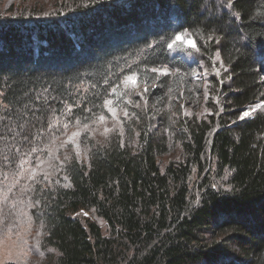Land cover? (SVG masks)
<instances>
[{
    "label": "trees",
    "instance_id": "1",
    "mask_svg": "<svg viewBox=\"0 0 264 264\" xmlns=\"http://www.w3.org/2000/svg\"><path fill=\"white\" fill-rule=\"evenodd\" d=\"M5 7L1 236L37 245L40 264H264V107L240 119L264 102V0H11ZM180 34L228 69L222 111L182 113L184 100L208 109L199 105L201 83L188 77L194 66L173 53ZM163 68L173 75L151 71ZM136 73L140 84L148 81L150 105L123 124L126 144L119 136L89 140L88 161H67L62 178L29 176L48 153L49 143L38 144L56 115L99 114L109 92ZM172 152L177 160L160 165Z\"/></svg>",
    "mask_w": 264,
    "mask_h": 264
},
{
    "label": "rangeland",
    "instance_id": "2",
    "mask_svg": "<svg viewBox=\"0 0 264 264\" xmlns=\"http://www.w3.org/2000/svg\"><path fill=\"white\" fill-rule=\"evenodd\" d=\"M10 1L5 0L4 4L0 5V13L7 12L5 6ZM183 36L185 41L191 40L188 35ZM175 48L177 50H174L173 53H176V51L182 52L185 62L188 61L187 63L194 66V70L188 74V77L191 81L194 80L201 83L203 95H201L199 105L203 103L204 107L208 109L207 113L200 112L197 110L198 107L193 108L192 106H188L184 100V102L179 104L182 113L183 110L190 113L185 117L192 119L193 117H202V114H207L208 116L216 112V110L222 111V85L228 69L220 64L221 61L217 56L211 62L203 56L201 57L199 54H196L194 52L196 51V47H188L185 43L176 41ZM262 66L264 67V59L262 60ZM151 71L156 74L167 75H173L174 73L170 69L164 68L160 71L153 69ZM262 75L261 80L264 82V73ZM132 80H135V83ZM148 93V81L140 84L138 74H130L118 90L109 92L110 98L108 101L110 103H105L99 114L85 111L83 114L86 113L85 116L89 115L88 117L82 116L76 118L72 113V109H70L71 113H68L64 117L56 115L51 122V127L40 139V144H38L42 145V142L49 143L47 149L48 156L46 155L44 158L37 160V163L29 171V176L32 177L36 174L38 179L45 176L53 178L60 176L62 178L67 161L78 160L81 163L88 161L91 152L89 140H92L95 145H101L112 137L119 136L120 142L126 144L127 133L123 124L135 117L134 109L143 106L146 107L145 110L149 111L150 100ZM121 106H128L132 111H126ZM263 107L264 102L248 106L244 108L242 114L248 112L249 115L244 118L251 117L257 110ZM166 110L170 112L171 108L167 106ZM174 115H176V112L171 114V116ZM100 117H104V119L101 120ZM72 120L75 122L72 123ZM177 157L178 153L172 152L165 156L164 159L159 160V163L165 166V164L167 165L177 160ZM81 216L88 218L86 213L81 214ZM98 222L104 228L103 223L101 221ZM33 231H37V229ZM31 233L34 236L38 232ZM21 236L23 235L7 234L4 237L0 235V264H40L39 259L35 258L41 255L38 246L35 245L31 250L29 243Z\"/></svg>",
    "mask_w": 264,
    "mask_h": 264
},
{
    "label": "snow or ice",
    "instance_id": "3",
    "mask_svg": "<svg viewBox=\"0 0 264 264\" xmlns=\"http://www.w3.org/2000/svg\"><path fill=\"white\" fill-rule=\"evenodd\" d=\"M175 41H179V42H182V43H185L186 46L188 47H195V42L192 41V40H187L185 41V38L183 36V34H180V35H176L175 37ZM169 48H172L173 47V44H169L168 45ZM258 55H260L262 58H264V51H262L261 53H259ZM133 83H135V80H132ZM106 104L110 103L109 101H106L105 102ZM111 111V109H109ZM249 113L248 112H244L241 116V119H243L244 117L248 116ZM101 120L104 119V117H100ZM76 135V134H74Z\"/></svg>",
    "mask_w": 264,
    "mask_h": 264
}]
</instances>
